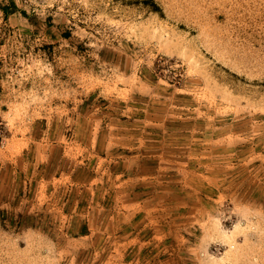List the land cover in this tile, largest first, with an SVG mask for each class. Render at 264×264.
I'll return each mask as SVG.
<instances>
[{"label": "rangeland", "instance_id": "rangeland-1", "mask_svg": "<svg viewBox=\"0 0 264 264\" xmlns=\"http://www.w3.org/2000/svg\"><path fill=\"white\" fill-rule=\"evenodd\" d=\"M0 264H264V0H0Z\"/></svg>", "mask_w": 264, "mask_h": 264}]
</instances>
